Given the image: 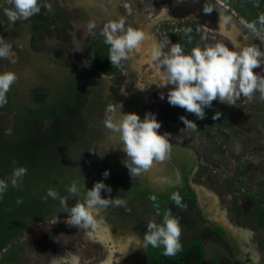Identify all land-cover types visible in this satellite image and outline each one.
Masks as SVG:
<instances>
[{"label":"rangeland","instance_id":"rangeland-1","mask_svg":"<svg viewBox=\"0 0 264 264\" xmlns=\"http://www.w3.org/2000/svg\"><path fill=\"white\" fill-rule=\"evenodd\" d=\"M81 1L79 4L75 0H39L41 5L51 4V11L42 6L40 12L30 19H20L12 24L4 14V9L10 5L7 0H0V36L11 43L13 51L8 59H0V72L12 71L17 75L11 86L12 93H7V104L0 107L3 121L13 119L16 122V128L5 136L0 135L4 136L0 137V172L5 171L0 173V180L9 182L6 192L0 195V243L5 236L7 238L18 228H25L31 223L21 232L26 233L22 238L29 242L32 233H38L35 239L41 241L42 247L28 249L24 255V259L28 260L20 264H129L127 256L116 257V250L111 246L113 234L108 229H114L116 233L113 226L117 224L114 221L110 223L106 219H98L94 213L97 220L95 227L70 226L66 223L67 217L59 220L54 216L68 214L63 211L60 199L47 196L49 189L57 191L61 197L68 195L66 189L71 184L67 181L66 186L62 179L65 171L68 178L69 175L78 178L80 195H83L85 188L88 189L86 177L89 170L84 168L81 175H76V165L90 161L89 157L95 151L70 139L67 150L76 152L77 156L64 152V145L60 142L63 140L57 131L58 116L49 117L54 121L47 128L36 119L29 121V126L27 122L19 121L17 115L5 112L11 98L19 105L35 107L29 93H41L40 89L45 84L41 68L54 69L53 73L62 82V70L76 65L74 68L81 69L92 92L83 95V110L77 111L83 119L73 117L79 124H62L67 128L61 130V135L67 138L68 129H79L80 125H84L82 120H88L92 126L84 128L83 133L90 128L87 132L93 130L92 137L100 148L107 149L108 145L116 147L104 157L111 161L113 166L110 165V168H115L109 175L127 182H147L148 188L155 193H185L183 181L186 177L195 194V201L182 200L187 205L185 210L176 207L173 201L164 203L165 210H173L172 215L180 222L179 251L186 243L184 240L192 235L198 238V244H203L205 257L201 264H264V101L259 93L250 101L241 96L235 105L214 100L212 106L204 110L205 119H197L194 114L167 102V92L172 86H157L159 77L155 63L151 61L154 45H163V51L167 52L170 43H179L185 54H189L194 47L203 48L217 42L233 50L255 46L264 51V26L256 18V15L264 14V0H121L123 2L117 5L120 10L113 8V0H95V8L109 5L108 13H112L114 20L121 18L120 11L128 7V23L122 14L125 27L139 30L142 26L143 32L151 30L147 47L143 41L139 49L130 53L133 64H129L127 59L119 66L111 65L109 45L105 44L101 34L103 26L114 20L104 17L101 12L95 14L96 19L90 20L88 9L81 7L83 4L89 7L90 3L87 5L84 3L86 0ZM128 1L131 6H128ZM131 10L134 11L130 13ZM89 22L96 25L91 31L88 29ZM253 22H256V32L247 27ZM30 23L32 26H27L26 32L24 25ZM254 71L264 75V64ZM160 93H164L163 100ZM97 97H102L100 101L106 100L107 105H122L124 102V112L136 113L141 120L145 113L155 114L161 123L159 134H170V158L162 163L160 173H154L162 180V189L154 185L155 177L149 172L135 179L130 177L128 169L119 159L125 153L120 148L118 135L103 124L107 105H96ZM216 112L221 115L214 121ZM68 113L65 112L66 115ZM181 116L195 122L197 128H185ZM16 167H25L27 174L13 188L9 178ZM187 169L191 170L185 172ZM78 196L69 197L67 205H74L79 200ZM102 198H105L104 195ZM143 210L145 215H140L143 219L153 217L150 206L144 205ZM41 218L43 221H38ZM183 218L191 227V232L183 223ZM122 220L131 223L128 217ZM135 237L129 248L130 255L136 249L133 246ZM149 247L145 248L148 261L142 256L140 264L169 263L168 259L158 263L151 261ZM195 250L198 248H187L180 264H196ZM51 259L55 262L50 263Z\"/></svg>","mask_w":264,"mask_h":264},{"label":"clouds","instance_id":"clouds-1","mask_svg":"<svg viewBox=\"0 0 264 264\" xmlns=\"http://www.w3.org/2000/svg\"><path fill=\"white\" fill-rule=\"evenodd\" d=\"M7 3L10 7L4 9V14L12 24L20 19H30L40 12L42 6L51 11V4L41 5L39 0H7ZM84 3L88 4V1ZM128 6L131 5L128 3ZM83 8L88 9V6L83 4ZM127 10L128 7H124V10L120 11L121 18L116 17L114 20L112 16L110 19L114 21L107 22L102 29L104 42L109 45L108 59L112 66H119L122 61L127 60L130 53L139 49L146 39L145 33L140 28L138 30L131 26L125 27L124 18L127 23L129 20ZM133 11L131 10L130 13ZM258 23L264 26V14L258 17ZM95 27L94 22H89L90 31ZM247 27L253 32L257 31L256 22L249 23ZM11 54V43L0 36V59H8ZM151 61L155 63L156 74L159 77L157 86H172L167 92V102L171 106L180 107L194 114L197 119H205L204 110L210 108L214 100L235 105L241 96L250 101L256 93H259L260 99L264 101V75L254 71L264 64V51L258 47L245 46L233 50L217 42L205 45L203 48L194 47L189 54H185L179 43H170L167 52L163 51V45H154L151 50ZM60 76L62 77V74ZM16 80L17 75L14 72H0V107L7 104V93ZM164 98V93H160V99ZM119 106L117 116V107L113 104L107 105L103 124L110 132L118 135L120 148L127 157L123 161L124 166L128 169L130 177L135 179L150 171L154 163H163L170 158L171 144L168 138L170 134H159L161 123L156 119L155 114L145 113L141 120L136 113H123L122 105ZM220 115V112H216L213 120L218 119ZM180 120L187 129L197 128L195 122L184 116H181ZM26 174L25 167L14 168L9 178L11 186L17 187L20 178ZM102 175L107 178L109 173L105 170ZM8 187L9 182L0 180V195L6 192ZM101 190L108 193L112 191L102 181H97L91 189L85 188L83 199L77 200L71 207L66 203L68 198L80 195V187L75 181L66 189L67 196L61 197L53 189L47 191V196L60 199L63 211L68 213L66 221L68 225L88 228L97 224L94 213H98L110 204L118 207L126 205V201L119 197L102 198ZM152 199L154 200L155 197ZM170 199L176 207L181 210L186 209L187 205L183 204L179 192L171 193ZM146 227L143 239L139 236L135 237L136 242L143 248L162 247L165 256L174 255L181 248L180 222L177 217L171 215L170 210L164 216L162 223L158 224L150 220Z\"/></svg>","mask_w":264,"mask_h":264},{"label":"crops","instance_id":"crops-1","mask_svg":"<svg viewBox=\"0 0 264 264\" xmlns=\"http://www.w3.org/2000/svg\"><path fill=\"white\" fill-rule=\"evenodd\" d=\"M90 2L92 3L93 1H90ZM88 11H89V14H91V11L90 10H88ZM144 33L146 36V39L144 41H145L146 47H147V43L151 37V30L148 29ZM10 42H12V41H10ZM128 60H129L128 61L129 64H133V62H134L133 57H129ZM70 66H72V65H70ZM74 67H76V65H73V67H65L64 70H62L63 71L62 72V82H60L61 79L59 80V77L55 76V74L53 73L54 69L48 70L47 68H49V67H47L46 69L41 68L43 70V73L45 74V78H46L47 82L40 89L41 90L40 94H37L35 91H31V93H29V94H32L30 96H32V98L34 100L33 103L35 104L34 105L35 107H33L31 105L30 107H26V108H32V109H36L39 111L44 110L45 113H49L52 110V108H54V107L57 108L58 114L56 116H58V119H59L58 120L59 124L57 126L59 129L57 131L59 133V137L63 140L60 142L62 145H64V152H66L67 154L73 155V157L77 156L76 152L73 153L72 150H70V151L67 150V149H69L68 140H70V139H73V141L76 142L77 144L81 145V143H82L83 145L87 146L88 149H90L91 151H95V152H92L93 155H91L89 157L90 161H86V163L84 165H81V166L76 165L75 174L81 175L84 171V168H86L87 170H89V176L86 177L84 175L88 180V185H87L88 189H91L95 182L102 181L105 185L109 186L112 190L111 193H108L104 190H101V194L104 195L105 198L115 199V198L119 197V198H122L123 200L126 201L125 206L118 207V206H115L113 204H110L108 207L101 209L98 213H95V214L97 215L98 219H101V220L106 219L110 223L112 221H114L117 224V225L113 226L116 229V233H115L114 229H112V230L108 229V232L113 234V240H112L111 246L113 245L112 246L113 250L114 249L116 250V257L121 256V255L125 256V257L127 256L128 259L126 261L129 262V264H140L141 263L140 260H142V256L146 257V260H147V255H146L147 252H146L145 248H143L141 245H139L136 242L133 245L134 247H136V249H134L133 254L130 255L131 251L129 250V248H130V245H132L133 238L135 235L141 237L142 233L146 232V230H147L146 224L148 221H150V220L155 221L156 223L159 224V222L162 223V219L158 216V211L156 210V207L154 206V203L152 202V200L146 194L143 193L144 189H149L147 182L135 183L133 180H130V182H127V181H124L122 178L121 179H119L118 177L114 178V177H112V175H108L107 178H105L102 175L105 170H107L108 173H111V172H113V170H115V168H110V165H112L111 161L104 158V157L108 155L107 153L116 149V147L112 148L108 145L107 149L100 148V146H98L99 143H97L95 141V138L92 137L94 135L92 133L93 130L91 129L90 132H87L90 130V128L87 129L84 132L85 135H83L84 134L83 133L84 128H88V127L92 126V125H90V123H88L89 122L88 120H85V119L82 120L81 124H84V125H80L79 129H76V130L74 129L72 131H70L68 129V132H67L68 137L67 138H66V135H61V133H60L61 130H66V128H67L66 125H63V127H62V124L74 125L76 121L73 120V117L78 118V119H83L81 113L77 114V111L80 110V112H81L83 110V106L85 104V103H83V95H86L87 92H89L90 94L92 92L91 91L92 89L88 85H86L87 82H86V80H84V75L82 74L81 69H78L79 67H77V68H74ZM129 67H130V65H129ZM87 77H90V76L87 75ZM51 79H53V81H51ZM97 98H98V100L96 101V105H100V106H106L107 105L106 100L105 101L99 100V99H102V97H97ZM82 103H83V105H82V107H80ZM115 106H118V105H115ZM122 106L125 107L124 102H123ZM119 107L120 106L117 107L118 115H119ZM2 111L3 110H0V112H2ZM68 111H69V113L66 115L65 112H68ZM121 111L124 112L125 108H121ZM5 112H7L8 114L10 113V115L12 114V115L16 116V114L14 112H11L9 110L5 111ZM56 116L46 115L43 118H36V120L40 123H44L45 125H47V128H50L52 126V122L54 121V119L53 118L49 119V117H56ZM2 117L4 118V115H0V135L3 134L5 136V135H7L8 132L11 131V129L16 128V122H14L15 120H13V119H9V120L7 119L6 121H3ZM16 117L18 118L19 121H21L23 123L27 122L30 126L29 121H32V120H25L23 118L21 119L18 116H16ZM47 121H48V123H46ZM77 124H79V123H77ZM82 135L84 136L83 140H82ZM4 136H0V137H4ZM85 151H89V150L85 149ZM66 153H65L64 158H66ZM125 155L126 154H123L122 157L119 156V159L122 162L127 158V157H125ZM93 159H96L97 161L92 162ZM161 169H162V163L157 162V163H154L153 167L148 172L151 173L152 177H155L154 173L155 174L160 173ZM63 175L65 177H62V179L65 180L66 186H68L67 181H69L70 184H72L74 181L76 183H78L77 177H72V175H69V178H68L67 171L63 172ZM144 175L146 176L147 172L144 173ZM144 175H143V179L145 181ZM114 179H115V181H114ZM154 185L157 186L158 189H162L164 187L162 180L157 178V176L155 177ZM150 191H152V190H150ZM152 192H154V191H152ZM161 194H163V193L161 192ZM102 195H101V197H102ZM78 199L82 200L83 195H79ZM146 204L148 205V207L150 206V208H151V211H152L151 214H153V217L148 216L149 218L151 217V219H143L140 216L141 214L145 215V212L143 210V206ZM162 208L166 213H168V211L165 210V208H164L163 202H162ZM170 211H171V215H172L173 210L170 209ZM155 214H157V217ZM54 216H55V218H58L59 220H60V218H63V217L68 218L67 214L59 215V216L54 215ZM124 217L130 218L131 223L130 224L125 223L122 220V218H124ZM183 221H184L183 223L186 225V228L188 230H190L191 227H189L187 225L188 222L184 218H183ZM192 221L194 222V220H192ZM30 225H31V223L27 224V226H25L24 229H26ZM190 232H191V230H190ZM134 233H135V235H134ZM25 234L26 233L17 232V233L10 234L9 236H7V238L5 236V239L0 243V264H2L3 262H5L7 264H20L22 262L25 263L26 260H28V258L24 259V255L27 254L25 252L28 249L35 248L36 246L42 247L41 241H36V239H35V237H38V233H32V235H33L32 237H34V238L32 239V237H31L29 242H25V240L22 238ZM0 235H1V233H0ZM185 237H188V235ZM192 239H198V238L191 235L190 237L186 238V240H184V241H186V243H188ZM186 254H183L182 256H180V258L177 261H168L169 263H167V264H180L183 260V257ZM10 259H12V260H10ZM194 259H195V257H194ZM7 260H9V261H7ZM49 261H50V263L55 262L52 259ZM61 263H65V262H61ZM195 263H196V261H195ZM27 264H28V262H27ZM44 264H46V263H44Z\"/></svg>","mask_w":264,"mask_h":264},{"label":"trees","instance_id":"trees-1","mask_svg":"<svg viewBox=\"0 0 264 264\" xmlns=\"http://www.w3.org/2000/svg\"><path fill=\"white\" fill-rule=\"evenodd\" d=\"M254 1H257V0H254ZM262 5H264V3ZM256 18H258V15H256ZM30 25H31V23L24 25L26 28V32H28L27 26L29 27ZM28 29L31 30V28H28ZM51 81H53V79H51ZM44 82L46 83V78H45ZM86 85H88V84L86 83ZM11 89H12V87L9 90L10 93H12ZM118 106H116V107H118ZM7 109L11 112H14L19 118H21V119L23 118L25 120H34L36 118H43L46 115L56 116L58 114V110L55 107L52 108V110L49 113H45L44 110L39 111V110L32 109V108H26L23 105H19L18 101L13 100L12 98L10 99V104H9ZM189 170H191V169H187L185 172H189ZM0 173L4 174L5 171L1 170ZM183 190H185L187 192V194H186V192L180 193L182 200L186 199L189 201H195V194H194L193 190L191 189V187L189 186V183H188L186 177L183 181ZM143 193L146 194L152 200V202L154 203V206L156 207V210L158 211V216L163 221V218L167 213L162 208V202L163 203L171 202L172 200L170 199V195H167L165 193H163V194L154 193V192L150 191L149 189H144ZM152 197H155V199L153 200ZM41 220H42V218L38 221H41ZM23 229H24V227L18 228L13 233L21 232ZM190 247L198 248V250H195V252H194V257L196 259V264H201L202 261L204 260V257H205V251H204L203 245L200 242L198 244L196 239H192L188 243H186L184 245L183 249L181 251L177 252V255H175V256H173V255L165 256L163 254V248L162 247L152 248L150 246L148 249V253H149V256L151 258V261H156L157 263L162 262L164 259H168L167 261H177L180 258V256H182L183 254H186V252H187L186 249L190 248ZM156 259H158V261Z\"/></svg>","mask_w":264,"mask_h":264},{"label":"flooded vegetation","instance_id":"flooded-vegetation-1","mask_svg":"<svg viewBox=\"0 0 264 264\" xmlns=\"http://www.w3.org/2000/svg\"><path fill=\"white\" fill-rule=\"evenodd\" d=\"M75 1L79 2V4H81V2H82L81 0H75ZM86 1H88V3H90V6L88 7V9L91 11V14L89 16L90 20L93 21V19H96L95 14H99V12H101L103 14V16L106 17V18H111L113 16L111 13H108V11L110 10V8L108 7L109 5L108 6H105V5L102 6L101 5V6H97V8H95L93 2L92 3L89 2L90 0H86ZM92 1H94V0H92ZM120 1L121 0H119V1L118 0H113V2H114L113 8L118 10L119 6L117 7V5H119ZM128 3H129V1H128ZM81 7L83 8V5ZM119 10H120V8H119ZM139 28H140V26H139ZM141 29H142V26H141ZM145 45H146V43H145Z\"/></svg>","mask_w":264,"mask_h":264},{"label":"bare ground","instance_id":"bare-ground-1","mask_svg":"<svg viewBox=\"0 0 264 264\" xmlns=\"http://www.w3.org/2000/svg\"><path fill=\"white\" fill-rule=\"evenodd\" d=\"M83 35V34H82Z\"/></svg>","mask_w":264,"mask_h":264}]
</instances>
